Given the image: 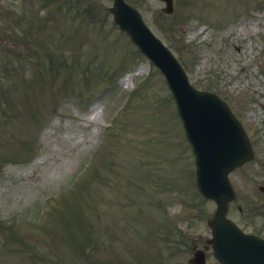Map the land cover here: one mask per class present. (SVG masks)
Segmentation results:
<instances>
[{
    "label": "rangeland",
    "instance_id": "rangeland-1",
    "mask_svg": "<svg viewBox=\"0 0 264 264\" xmlns=\"http://www.w3.org/2000/svg\"><path fill=\"white\" fill-rule=\"evenodd\" d=\"M138 1L143 17L173 49L191 82L215 92H222L217 87L226 90L230 86L232 96H225L238 117L253 126L254 116L246 114L253 108L255 117L263 119L264 110L253 105L256 97L262 99L261 94L251 88L241 90L242 82L236 87L240 79L234 76L235 66L241 65L237 61L241 59L233 58H252V52L264 43V34L255 45L256 34L249 27L245 26L244 34L235 28L253 21L255 9L249 6L254 8L257 0H180L169 16L160 13L155 0ZM226 2L241 3L242 8L239 18H231L236 30L230 32L232 44L220 46L216 30L211 46L199 43L198 26L205 23L215 28L229 20V11L220 8ZM111 3L49 0L50 9L45 12L39 0H0V220L15 221L11 228L4 224L0 264L21 263L24 253L35 255L39 264H50L53 254L48 244L21 243L18 231L28 232L33 226L46 231L49 218L59 208L85 198L96 201L95 208L87 210V221L100 217L111 230L86 262L70 263L189 264L193 244L204 248L201 244L210 236L206 219L215 204L203 199L195 188L193 154L173 98L160 72L113 24L104 10ZM62 16L67 19L64 27L68 25L78 36L66 39L59 34L60 23L56 29L53 23ZM42 28L47 29L41 41L44 49L31 32ZM18 53L21 58L16 57ZM60 57L67 63H59ZM40 58L46 61L44 65L39 64ZM50 59L55 66L49 64ZM261 60L264 56L250 68L254 84L264 82ZM5 67H16L19 74L13 75ZM22 76L26 83L21 84ZM245 77L249 75L242 72L240 78ZM139 79L143 81L137 85ZM32 80L36 83L28 88ZM6 82L13 86L9 96L2 95ZM135 85L129 105L119 111L124 94ZM111 120L112 127L107 126ZM255 133L252 128L249 135L261 141L259 152L264 154V136ZM101 153L106 155L98 157ZM93 169L100 173L99 178L90 175ZM230 177L244 211L252 201L264 203L255 191L264 181V170L251 163ZM41 212L44 217L35 225L31 220ZM77 214L76 225L80 226L82 215ZM164 219H169L168 230L175 224L173 232L159 231L151 237ZM87 221L72 243L85 244L92 235L87 233ZM59 229L63 233L60 223ZM26 236L35 240L31 233ZM72 246L62 247L60 254L68 256ZM205 252L206 264H218L210 247Z\"/></svg>",
    "mask_w": 264,
    "mask_h": 264
},
{
    "label": "water",
    "instance_id": "water-1",
    "mask_svg": "<svg viewBox=\"0 0 264 264\" xmlns=\"http://www.w3.org/2000/svg\"><path fill=\"white\" fill-rule=\"evenodd\" d=\"M116 18L138 46L161 68L169 86L172 88L181 116H186L189 127L185 122L187 136L193 142L197 151L198 184L201 190L217 196L223 189L224 173L229 169L230 160L234 164L241 162L247 156L235 138H239L240 130L233 120L226 105L218 97L195 91L186 81V77L174 63L172 56L158 42L156 38L142 25L137 15L131 11L125 14L117 12ZM204 103L206 111L197 108ZM198 120L203 128L198 127ZM203 131L205 140L203 141ZM224 197H226L224 195ZM218 202L225 200L222 195L215 197ZM221 202V201H220ZM222 206V207H221ZM220 211L214 220V230L219 232L220 227L230 228L227 220L223 218L224 204H220ZM227 222V223H226ZM217 226V227H216ZM223 227V228H225Z\"/></svg>",
    "mask_w": 264,
    "mask_h": 264
},
{
    "label": "flooded vegetation",
    "instance_id": "flooded-vegetation-1",
    "mask_svg": "<svg viewBox=\"0 0 264 264\" xmlns=\"http://www.w3.org/2000/svg\"><path fill=\"white\" fill-rule=\"evenodd\" d=\"M262 231L264 232V229Z\"/></svg>",
    "mask_w": 264,
    "mask_h": 264
}]
</instances>
